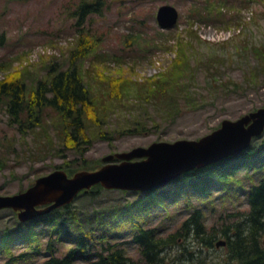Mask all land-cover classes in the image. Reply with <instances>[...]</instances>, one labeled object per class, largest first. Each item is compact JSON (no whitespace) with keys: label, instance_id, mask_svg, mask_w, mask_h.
I'll list each match as a JSON object with an SVG mask.
<instances>
[{"label":"rangeland","instance_id":"obj_1","mask_svg":"<svg viewBox=\"0 0 264 264\" xmlns=\"http://www.w3.org/2000/svg\"><path fill=\"white\" fill-rule=\"evenodd\" d=\"M81 1L0 0V33L5 37L0 47V81L17 77L29 93L36 82L47 81L53 71L69 67L80 39V45L86 43L90 51L76 61L75 68L96 104L100 124L84 123L90 143L78 154L62 149L64 124L53 112L42 111L41 121L24 129L9 122L5 104L0 103V196L22 192L35 179L58 168L80 166L82 161L85 167L98 169L100 159L109 154L157 142L195 141L216 129L222 120L234 121L264 106V65L254 56V50L264 52V0H102L100 13L85 17L77 26L72 12ZM206 1L208 19L199 20L202 15L196 17L190 5L201 9ZM163 5L173 7L178 15L175 26L168 30L159 29L155 22L156 11ZM179 42L185 45L182 54L189 72H195L191 75L192 92L209 97L208 107L196 112L181 109L180 115L169 121L147 106L132 112L138 117L128 113V108L138 102L132 92L123 103L107 96L112 80L137 84L164 72L177 56ZM207 60L217 62L219 76L214 78L223 83L229 79V84L238 86L236 93L207 89V72L195 71L198 62ZM133 117L139 120L138 125H145L144 130L137 134L120 132L130 126ZM250 143L264 144V129ZM75 169L79 172L80 168ZM262 178L264 170L255 176L241 171L222 185L221 191L217 186L209 199L178 196L166 202L164 210L142 208L147 202L138 206L143 192L104 190L96 185L85 194L79 192L67 210H56L71 237L55 228L20 225L14 212L2 209L0 246L7 243L8 252L0 250V264H42L49 257L45 250L48 238L55 240L51 248L60 258L73 248L77 234L97 252L106 244L119 245L130 260L140 264L136 247L128 243L135 226L153 228L158 237H165L196 210L205 228H213L220 241V230L246 211L240 194ZM29 227L37 235L32 244L22 238ZM17 235L21 237L15 238ZM176 242L161 253L163 264H185L186 252L195 256L192 264H217L227 253L225 248L206 250L192 236L180 235ZM18 254L27 256L13 260Z\"/></svg>","mask_w":264,"mask_h":264},{"label":"trees","instance_id":"obj_2","mask_svg":"<svg viewBox=\"0 0 264 264\" xmlns=\"http://www.w3.org/2000/svg\"><path fill=\"white\" fill-rule=\"evenodd\" d=\"M101 1L82 0L72 12L73 17L76 18V25L80 26L84 18L91 14H99ZM206 3L207 1L204 2L201 9L195 5H190V11L196 17L202 15V19L199 17V20L205 21V18L208 19L207 14H209L210 7ZM4 42L5 37L0 33V47L3 46ZM80 44L81 40L79 39L75 50L71 53L74 58L69 61L68 68L53 71L47 81L36 82L29 93L26 92L23 83L17 77H7L0 81V103L5 104V112L12 125L24 129L34 127L41 121L42 111L49 110L63 121L62 149L78 154L84 153L90 143L84 130V123L90 122L93 126H100L96 104L82 84L79 73L75 68L76 61L82 59L90 51V46L86 43ZM177 45V56L164 72L137 84L129 81L126 84L124 82L120 83L118 80H112L109 82L111 90H109L110 93L108 92L107 96H111L114 102L123 103V99L132 92L138 102H134L137 104H133L128 108V113L133 114L132 112L142 109V106H147L151 107L158 117L169 121L176 119L180 115L181 109L196 112L208 107L209 102H207V99L209 97L206 98L197 92H192L194 79L192 80L191 75L193 76L195 72H189L190 66L182 54L185 51L183 49L185 45L182 42ZM254 56L260 60L261 66L264 65L263 51L254 50ZM215 63L217 62H214V60L198 62L195 71L204 69L207 72L206 84L208 90L217 91L220 89L226 94L236 93L238 86L229 84V79L223 83L219 78H214L219 76V69L218 66L215 67ZM188 72L190 76H188ZM245 81L249 80L245 79ZM245 81H243V84L247 85L248 82ZM250 81L252 80L250 79ZM133 88L135 89L134 93ZM210 98L213 101L215 97L211 95ZM136 115L137 113L133 114V116ZM138 123L139 120H134L133 117L130 126L122 128L120 132L137 134L144 130L145 126L138 125ZM99 133L107 134V132ZM77 167L80 168L79 171H94L97 169V167H85L82 161L80 166H66L61 171L67 177H70L78 171L75 169ZM262 170H264V144L255 145L250 143L246 149L235 155L218 160L203 168L182 173L158 189L143 192L144 197L139 199L137 205L140 206L143 202H147L142 208L148 209L151 206H157V208L163 207L161 209L164 210L165 203L171 202L178 196H195L196 199H209L217 186V190L221 191L222 185L227 184L237 173L242 171L245 174L255 176L256 172ZM97 186L91 187L88 192ZM240 196L245 201L246 211L238 216L236 222L226 225L220 230L223 239L220 241L224 245L219 248H225L227 253L225 258L217 264H264V247L261 244V238L264 235V178L256 180L254 185H249ZM68 205L58 209L67 210ZM56 210L49 211L26 222H19V224L31 227L35 224L55 228L61 230V233H64L65 236L71 237V233L63 228V220ZM140 215L141 212L139 213V219L141 220ZM31 227L22 237L28 244L34 243L37 237L35 233H32ZM131 235L128 243L136 247L140 264H163L161 253L171 245L177 244L176 240L180 235L184 238L192 236L206 250L215 248L214 245L218 242L217 232L213 228L209 230L205 228L204 220L197 210L189 214L175 232L165 237H158L153 228H143L140 225L135 226ZM17 237L20 238L21 236L17 235L15 238ZM54 242V239L48 238L45 250L48 252L49 257L42 264H76L77 261L83 264H138L130 260L119 245L106 244L97 252L86 241V238L80 234H77L72 241L73 248L69 249L60 258L54 255L51 248V243ZM4 245L5 247H3ZM6 245L7 243H3L0 250L8 252ZM26 256L27 254H18L13 260L20 261ZM193 257H195L193 253L186 252V258L183 262L192 264L191 259Z\"/></svg>","mask_w":264,"mask_h":264},{"label":"water","instance_id":"obj_3","mask_svg":"<svg viewBox=\"0 0 264 264\" xmlns=\"http://www.w3.org/2000/svg\"><path fill=\"white\" fill-rule=\"evenodd\" d=\"M177 17L173 7L163 5L156 11L155 22L159 29L168 30L176 24ZM263 129L264 106L234 121L222 120L216 129L195 141L157 142L109 154L100 159L102 165L98 169L75 172L70 177L61 170L52 171L35 179L22 192L0 196V210L10 209L18 222H26L70 204L77 193H87L96 185L104 190H155L182 173L239 153L248 147L251 139L260 136ZM261 244L264 246V235ZM223 245L218 241L214 247Z\"/></svg>","mask_w":264,"mask_h":264}]
</instances>
